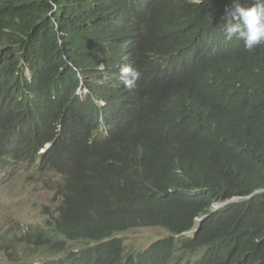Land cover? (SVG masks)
Listing matches in <instances>:
<instances>
[{"label":"trees","instance_id":"16d2710c","mask_svg":"<svg viewBox=\"0 0 264 264\" xmlns=\"http://www.w3.org/2000/svg\"><path fill=\"white\" fill-rule=\"evenodd\" d=\"M253 2L0 0V171L24 160L58 196L20 237L57 255L38 264H264V44L221 31ZM148 226L170 234L115 236Z\"/></svg>","mask_w":264,"mask_h":264},{"label":"rangeland","instance_id":"374dc122","mask_svg":"<svg viewBox=\"0 0 264 264\" xmlns=\"http://www.w3.org/2000/svg\"><path fill=\"white\" fill-rule=\"evenodd\" d=\"M26 175L15 168L8 173H0V264H37L40 259L57 256H44L39 247L35 248L20 239L22 229L42 223L57 205L52 189L43 188V182L39 180H35L37 184L27 181ZM166 235V228L153 226L127 229L117 233L116 237L122 238L127 252H136ZM7 243L23 252L17 262L9 261L5 249ZM70 244L73 247L78 243Z\"/></svg>","mask_w":264,"mask_h":264},{"label":"clouds","instance_id":"9594fccd","mask_svg":"<svg viewBox=\"0 0 264 264\" xmlns=\"http://www.w3.org/2000/svg\"><path fill=\"white\" fill-rule=\"evenodd\" d=\"M228 9H226V12ZM230 19L227 23L223 24V27L221 29L223 38L226 41H231L233 38H237L239 40L243 41L244 47L247 51L251 52L253 51L257 46L264 44V0H254V2L249 6H243L240 4H237L234 9L231 10L230 13ZM59 34V32L57 31ZM61 42H59V45ZM24 61L19 62V66H22V63ZM97 70H103L104 67L102 65H99ZM23 80L27 79L28 81L32 80L31 72L27 67H24L23 74L20 76ZM139 77V72L137 69L133 68L131 65H122L117 73L118 82L121 85V87L126 88H132L135 86L137 79ZM87 89H83V87L79 86L75 93L80 95L81 93H86ZM54 141H47L45 142L39 149V153H44L47 151L52 145ZM8 156H6L5 159H7ZM17 164H14L13 167H8L0 171L1 174L8 173L12 170V168H15L21 172L27 173V169L30 167L29 165H24V160H18L15 161ZM31 181L34 184H37L35 180H28ZM54 200L58 203V196L55 197ZM236 200L237 198H232ZM228 200L224 201H217L212 204L211 211L214 212L216 209L220 208L224 204H226ZM55 211V210H54ZM207 215L197 217V225L196 227L187 230L183 232L182 234L194 237L198 227L200 226L201 220L206 217ZM31 225V226H36ZM151 227V226H148ZM153 227V226H152ZM29 227H26L25 229H22V235L27 231ZM138 228V227H137ZM132 229V228H130ZM168 231V230H167ZM170 234V232L168 231ZM21 235V236H22ZM117 233L115 234V236ZM70 243H78L77 246H71ZM28 244V243H27ZM94 245L93 241H89L88 243L83 240H76V241H69V248L68 252H77L81 250L82 248L90 247ZM39 252L41 251L40 247L38 248ZM43 251V250H42ZM44 252V251H43ZM65 253V252H63ZM44 256L45 252H44ZM41 260V259H40ZM39 260V261H40ZM38 261V263H39ZM195 262L194 255L190 258V264H193ZM37 263V264H38Z\"/></svg>","mask_w":264,"mask_h":264}]
</instances>
